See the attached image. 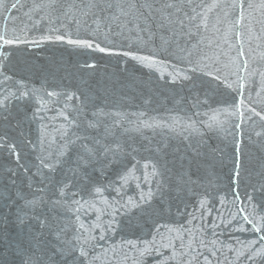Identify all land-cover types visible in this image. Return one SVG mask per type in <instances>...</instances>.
Returning a JSON list of instances; mask_svg holds the SVG:
<instances>
[{
  "label": "water",
  "instance_id": "95a60500",
  "mask_svg": "<svg viewBox=\"0 0 264 264\" xmlns=\"http://www.w3.org/2000/svg\"><path fill=\"white\" fill-rule=\"evenodd\" d=\"M16 2L3 0L0 5V34L26 37L38 44L3 49L8 56L0 58V97L18 93L21 84L38 97L46 91L59 93L49 104L51 110L43 113L44 123L51 121L49 131L59 126V110L78 117L79 127L72 130L86 135L85 143L97 148V158L85 169L90 185L115 181L135 161L142 165L151 160L163 173L161 192L149 205L118 216L120 226L104 246H111L113 240L147 237L154 225H167L183 228L185 233L191 229L185 243L195 235L208 249H216L212 256L200 248L211 264H249L243 255L237 258L238 253L245 252L251 241H257L258 247L260 234L242 216H264L262 0H245L243 8L234 7L240 0H192L191 4H180L178 13L168 9L175 13L172 19L178 16L187 24L184 13L192 15V8L201 11L198 6L215 5L207 12L208 31L191 40L179 38L180 47L192 50L191 57L178 52L171 28L157 27L159 13L150 21L152 38L141 33L143 40L139 41L135 31L125 29L121 33L108 18L110 11L94 9L96 15H85L86 0H57L55 4L50 0H19L12 9ZM188 27L196 32L190 24ZM66 33L73 38H95L102 47L117 51L149 55L155 49L162 63L148 68L130 57L40 39ZM162 37L169 41L166 46H162ZM198 40L203 41L199 48L195 47ZM209 41L211 47L207 46ZM216 75L219 80L213 78ZM5 76L10 79L5 80ZM67 95L73 99L68 100ZM34 107L31 99L12 100L0 110V264H21V256L9 243L27 247L30 234L41 242L43 251L37 253L41 264H71V244L65 241H73L72 216L52 202L59 199L60 182L73 177L65 176L67 165L55 173L43 169L38 157L47 156V151L25 142L35 144L39 139L41 121L31 119ZM89 122L96 126L89 128ZM97 140L100 144H95ZM13 143L20 154L19 162L8 148ZM101 145H119L120 151L115 159L111 155L105 159L99 154ZM78 151L79 143L70 150V159ZM138 193L132 182L127 195L135 197ZM33 200L37 204L28 203ZM34 217L45 220L46 226ZM82 218L96 222L92 209ZM65 225L69 226L58 239V229ZM94 255L101 257L96 264H106L99 246ZM198 264H204L202 258Z\"/></svg>",
  "mask_w": 264,
  "mask_h": 264
},
{
  "label": "snow or ice",
  "instance_id": "6c2138e0",
  "mask_svg": "<svg viewBox=\"0 0 264 264\" xmlns=\"http://www.w3.org/2000/svg\"><path fill=\"white\" fill-rule=\"evenodd\" d=\"M50 2L55 4L57 0H50ZM244 2L245 0H240L239 5H234V7L243 8ZM18 3L19 0L13 3L11 8L15 9ZM182 3L191 4L192 0H86L84 14L96 15L94 9H98L100 12L110 11L111 15L108 18L116 23V27L120 29L121 33L125 29L129 32L135 31L137 40L142 41L141 33H147L149 39L154 35L150 21L155 20V14L159 13L160 22L157 27L171 28L172 36L177 38L178 52L183 53L186 57H191L193 55L192 50L188 47H180L179 38L187 36L191 40L197 34L208 31L207 12L211 11V8L215 5L198 6L201 7V11L192 8V15L184 13V17L188 22L186 24L185 19L178 16L176 19H172L175 13L167 11L168 9H175L177 13L180 12L179 5ZM157 4L161 7H156ZM0 5H3V0H0ZM248 6L251 7L250 4ZM261 6L264 7V0H262ZM242 16L241 13L240 18ZM122 18L123 23H121ZM129 24H132L133 27L129 28ZM189 24L196 29L195 33L191 30V27H188ZM185 29L187 30L185 31ZM97 30H99V24H97ZM109 31H111V27H109ZM40 39L60 41L76 48L90 49L106 55L130 57L148 68L156 67L162 63L159 59V53L155 49L151 50L149 55H140L131 51H117L102 47L100 43L96 42L95 38H73L68 33L57 34L54 37L43 36ZM161 39L162 46L169 43L167 39L163 37ZM201 43L203 41L198 40L195 47L199 48ZM18 44L37 45L38 42L35 40L29 41L26 37L8 38L0 34V58L7 59L8 54L3 51L6 46ZM207 46H212L211 41ZM205 58L208 57L205 55ZM189 63H191V60H189ZM2 68L3 63L0 61V69ZM193 70L195 71V69ZM0 75H3L2 71H0ZM184 78H188L186 74ZM213 78L220 79L218 75ZM4 79L7 80L10 77L5 76ZM228 86L231 87V85ZM25 88L26 86L21 84V90L18 93L9 92L8 95L0 97V110L6 109L12 100H33L35 107L31 119L41 121L39 126L40 135L35 144L31 140L25 142L33 148L39 146L42 151H47V156L38 157L43 169L55 173L57 169H64L67 165L65 176L70 175L73 177V179L60 182L59 199L52 202L54 206L65 208L72 216L70 226L74 233L73 241H65V243L71 244L68 253L73 255L71 264H96L97 260L101 258L94 255L97 246L101 249V256L106 258V264H198L201 258L204 264H211L209 257L203 251H200V248L210 251L212 256L216 255V249H208L205 241L203 239L197 241L195 235H192L185 243L187 234H191L192 230L187 229L185 233L183 228L173 229L167 225H154L152 232L147 237H138L136 240L122 239L119 242L113 240L111 246L105 247L104 242L112 239L120 226L117 220L118 216L127 215L134 208L140 209L145 205H149L153 197L161 192L163 173L151 160L145 161L142 165L139 161H135L131 167L119 173L115 181H111L107 185L102 183L90 185L91 177L85 169L90 166L93 159L97 158V148L95 146L90 147L85 143L88 139L86 135L78 134L72 130L79 127L78 117L65 110H59L56 119H60L62 123L59 126H52V130L49 131L51 121L48 124L44 123L46 117L43 113L51 110L49 104L53 103L52 98L60 94L54 91H46L43 96L38 97L34 91L25 90ZM75 98L79 99V97ZM67 99H73V95H67ZM93 115L97 114L94 113ZM95 126L92 122L88 123L89 128ZM145 126L152 127L153 125L145 124ZM21 134L23 135V133ZM78 143L81 151L76 152L74 158L70 159V150ZM95 144H100V142L97 140ZM0 147H3V138H0ZM8 148L19 162L20 154L16 145L14 143L9 144ZM101 148L103 151L99 154L105 159H108L110 155L115 159L120 151L119 145L115 148L101 145ZM109 162L111 163V161ZM138 171L139 175H137ZM238 174L239 170L237 168ZM132 182H135V186L139 190L138 195L135 197L127 195V188L131 186ZM249 202H251V197H249ZM28 203L35 205L37 201L33 200ZM203 206L204 202L202 201L201 207ZM90 209L94 210L95 223H89L82 218L88 215ZM240 211L243 212L244 208H241ZM105 216L107 220L104 219ZM34 218L38 220L42 227L46 226L45 220H41L39 217ZM17 219L21 224L24 223L23 218L20 216ZM192 219L194 220L196 217L192 215ZM242 220L250 225L254 232L260 234V243L257 247V241L249 242L245 252L238 253L237 258L243 255L249 264H264V216H252L250 218L249 215H244ZM68 226L65 225V227L58 229V239L66 232ZM241 230H243V225H241ZM30 235L32 238L28 241L27 247L20 246L14 241H11L9 246L14 247L16 255L21 256V264H41V257L37 255V253L43 251L41 242L38 236ZM215 243V241H212V244ZM109 252H111V257H108ZM61 255H64L63 251H61Z\"/></svg>",
  "mask_w": 264,
  "mask_h": 264
}]
</instances>
